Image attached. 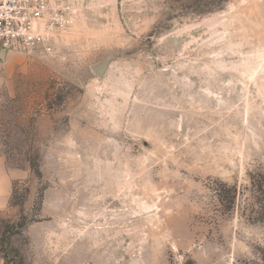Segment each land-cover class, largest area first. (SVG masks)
I'll use <instances>...</instances> for the list:
<instances>
[{"label": "rangeland", "instance_id": "obj_1", "mask_svg": "<svg viewBox=\"0 0 264 264\" xmlns=\"http://www.w3.org/2000/svg\"><path fill=\"white\" fill-rule=\"evenodd\" d=\"M0 147V264H261L264 0H79L14 54Z\"/></svg>", "mask_w": 264, "mask_h": 264}, {"label": "built area", "instance_id": "obj_2", "mask_svg": "<svg viewBox=\"0 0 264 264\" xmlns=\"http://www.w3.org/2000/svg\"><path fill=\"white\" fill-rule=\"evenodd\" d=\"M79 0H0V50L48 54L72 28Z\"/></svg>", "mask_w": 264, "mask_h": 264}, {"label": "crops", "instance_id": "obj_3", "mask_svg": "<svg viewBox=\"0 0 264 264\" xmlns=\"http://www.w3.org/2000/svg\"><path fill=\"white\" fill-rule=\"evenodd\" d=\"M0 50V87L6 79L11 77L12 60L14 54ZM18 176L10 170L0 147V212L7 210L11 205L14 185Z\"/></svg>", "mask_w": 264, "mask_h": 264}, {"label": "trees", "instance_id": "obj_4", "mask_svg": "<svg viewBox=\"0 0 264 264\" xmlns=\"http://www.w3.org/2000/svg\"><path fill=\"white\" fill-rule=\"evenodd\" d=\"M251 184L254 188V193H255L254 196L255 206L252 209V214L256 215L259 221H263L264 220V174H258L255 176L252 175ZM229 190H230L229 193H231L229 203L231 205V208L234 209L237 202L238 190L236 186H231ZM261 264H264V250L262 251Z\"/></svg>", "mask_w": 264, "mask_h": 264}, {"label": "water", "instance_id": "obj_5", "mask_svg": "<svg viewBox=\"0 0 264 264\" xmlns=\"http://www.w3.org/2000/svg\"><path fill=\"white\" fill-rule=\"evenodd\" d=\"M6 51L3 50L2 54H5ZM110 65V60H106L100 64H98L97 66L94 67V71L96 72V74L100 77L103 78L105 76L106 71L108 70Z\"/></svg>", "mask_w": 264, "mask_h": 264}]
</instances>
